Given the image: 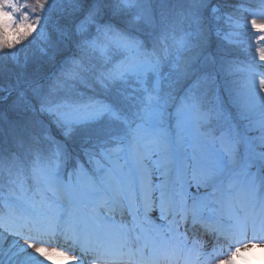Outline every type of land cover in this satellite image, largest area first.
I'll return each instance as SVG.
<instances>
[{
    "label": "trees",
    "instance_id": "1",
    "mask_svg": "<svg viewBox=\"0 0 264 264\" xmlns=\"http://www.w3.org/2000/svg\"><path fill=\"white\" fill-rule=\"evenodd\" d=\"M191 6L190 3L180 0H157L155 4V22L149 21L144 17L139 16L138 12L135 14H127L124 10L120 12L112 9V3L107 0H102V10L98 12L100 26L103 25H114L120 28L123 32L130 34L135 37H141L147 45H152L157 37L170 36L178 24L181 22V16L187 8ZM134 18V20H133ZM188 19H184L187 22ZM92 30L95 34L102 35L101 28L93 26ZM55 38V34L53 35ZM101 43L105 42L103 37H98ZM106 43V42H105ZM112 49V45L110 46ZM228 53V49H225ZM115 51V50H114ZM214 51L216 54H225L220 52V47H215ZM94 49L92 45H87L84 49H81L78 53L80 64H84L87 68L80 69L79 76L84 79L86 83L78 82L77 87L81 93L89 96H94V99L98 98L101 101L108 103L117 108L125 116L131 114L130 108L123 104L117 97L112 94V85L106 88L102 86V74L105 75L106 79H109L112 71V56L110 59H105L102 53H98L94 57ZM115 53L119 55L116 51ZM235 51L232 50V55ZM198 61L192 62L190 59L186 62H182L174 71H164L163 75L168 79V83L171 88H176V91H182L189 85V82H193L203 76L202 81L206 82L211 80L213 86L217 90H225L226 86L222 83L223 77L220 75V66L217 61H213L211 57L205 54H201L200 57H196ZM210 59V60H208ZM199 61L202 63H211V66L207 68L199 65ZM212 61V62H211ZM11 55L3 54L0 55V94L6 90L14 88L20 84L28 83L26 75H29L36 71L35 66L39 64L43 73L50 68L51 61L45 60L41 55L34 53L31 48L26 54H23L18 64L13 63ZM91 63L93 67L88 66ZM214 67V68H213ZM37 72V71H36ZM113 74V72H112ZM99 76H101L99 78ZM40 77L34 75L32 79ZM117 88L126 97L139 96L140 92L137 90L134 84H129V79H120L118 76L113 75ZM230 92L227 93L229 97V104H231L232 111L235 115L240 116L245 113L244 106L250 104L251 111L248 113L249 116H253V107L258 104L264 93H261V89L256 87L254 94L249 98L243 96L244 93L236 91L228 87ZM34 104L38 107L39 100L33 98ZM137 121V116L131 115L123 118V123L126 127ZM120 123L112 122L111 117H106L100 121H93L90 123L88 128H85L79 136L73 134L69 140V145L73 142L78 144L80 150L93 154L98 152L100 149H104L109 153H113L115 146L119 141L120 134L124 131ZM4 131V130H3ZM69 149V148H68Z\"/></svg>",
    "mask_w": 264,
    "mask_h": 264
},
{
    "label": "rangeland",
    "instance_id": "2",
    "mask_svg": "<svg viewBox=\"0 0 264 264\" xmlns=\"http://www.w3.org/2000/svg\"><path fill=\"white\" fill-rule=\"evenodd\" d=\"M20 1V2H19ZM58 1V0H57ZM4 3V2H2ZM261 4V5H260ZM259 7L254 10L251 11L252 15L254 14L253 20H251L250 26L253 27L252 22L256 21L257 23H264V2L259 3ZM24 7V2L22 0H9V3L7 4H3L2 5V24H3V39L2 41L5 42L6 45V50H8L10 52V54L14 57L15 61L18 60V58L20 57V53H22V49H23V45L20 44L19 41V37L21 35V33H24L25 31H30L32 35L36 36L35 40H40L45 42V40L47 39V37L49 38L50 36V21L49 20H42V21H36L37 23H32L31 25H29V20H23L20 15H19V11L21 8ZM83 8L81 7H76L72 10V14H81ZM216 11V10H215ZM233 25L235 28H241L244 24L239 22V21H234ZM29 26V27H28ZM111 29V28H110ZM109 31V29H108ZM73 32L75 33V37H79L81 31L73 28ZM112 32L110 31L109 34H111ZM237 35L238 33L235 30H232L230 32H228L227 34H224V38L226 40H228L229 42H234L237 43ZM12 37H14V39H12ZM110 40L113 38L110 36L108 37ZM49 44H47L48 46ZM42 47V46H40ZM102 53V56L107 59L108 58V51H106V48L104 47H98L94 50V57L97 56L99 50ZM115 61V59H114ZM75 62V61H74ZM77 64V61H76ZM75 66V65H74ZM134 66L132 62H128V63H124L123 62H119L117 63V70L120 71V73H137V74H145L147 71L144 69H132L131 67ZM36 73L33 72V74L26 76V78L31 79L33 77V75H35ZM45 99H49V96H46ZM147 101L150 104H154V100L151 97V94L148 96ZM20 105H23V107L26 110L27 107V103H24L19 100ZM55 104V103H54ZM53 104V105H54ZM57 104H61L60 102ZM180 104V103H179ZM183 104V103H181ZM43 110V109H42ZM67 111H71V109H60L59 112H57L55 114H52L55 118V123L57 122L58 126L61 127L62 129L64 128L65 132L68 133L70 132V129L72 127V124L80 121L82 119L88 118L87 116L83 117V114H81L80 112H73L71 114H66ZM152 116V114L150 115ZM5 117L4 113H2V116L0 118ZM67 117V120H65ZM187 139V133L186 131H181L178 135V140L180 142H186ZM150 144L151 146V150L150 153L146 156V158L144 159V163H145V170L146 172L149 173V168H148V161L150 160V158L153 155V145L156 146V140H151ZM159 147H156L154 150V157H157L156 155V150H158ZM165 157L167 158V162H165L164 164L167 165H171L172 163V158L170 155H168L167 152L164 153ZM150 165V164H149ZM1 170L8 174V175H13L14 180L17 183H20V185L23 183L24 179H26L27 181L29 180L28 177L26 175H21L20 173V166L18 165V163L15 164H8V161H4V163L0 166ZM21 170H25L22 168L21 166ZM38 172H39V176L40 177H44V174H46L45 170L40 167L38 168ZM147 173V174H148ZM3 221H7V218H0V223L4 224V226L0 225V234H2L1 232H3L2 230H5L4 227H7V223L3 222ZM9 227V224H8ZM7 234H10L8 231H6ZM13 235V234H11ZM16 236V235H15ZM11 238L16 239V237L11 236ZM26 242V241H25ZM28 244V243H27ZM5 250V251H3ZM0 250V262L3 264H47L46 261H44L41 257L40 259L34 255V253L32 251H30L29 248H25V250H19L17 252H15L12 249H3Z\"/></svg>",
    "mask_w": 264,
    "mask_h": 264
},
{
    "label": "snow or ice",
    "instance_id": "3",
    "mask_svg": "<svg viewBox=\"0 0 264 264\" xmlns=\"http://www.w3.org/2000/svg\"><path fill=\"white\" fill-rule=\"evenodd\" d=\"M254 29L264 33V23L253 21ZM14 39V37H12ZM264 39V35L261 36ZM264 59V54L261 56ZM135 219V212L132 213ZM163 219V217H161ZM229 223L218 236V243L205 253L206 264H264V199L249 195L239 212L227 217ZM150 225L153 221H147ZM28 247L47 264H79V257L59 246L40 245L29 242Z\"/></svg>",
    "mask_w": 264,
    "mask_h": 264
},
{
    "label": "bare ground",
    "instance_id": "4",
    "mask_svg": "<svg viewBox=\"0 0 264 264\" xmlns=\"http://www.w3.org/2000/svg\"><path fill=\"white\" fill-rule=\"evenodd\" d=\"M153 170V168H152ZM145 188V194H144V198L145 199H150L151 201H153L154 203L155 202V198H154V192H155V188H154V185L153 183L150 181V178L147 180V183L146 185L144 186ZM243 204H245L243 202ZM139 205L136 203L135 204V207H138ZM197 206L200 207L201 206V203L198 202L197 203ZM194 208V207H193ZM239 210V207L236 206L233 210V212H237ZM190 211L189 210H184L183 212L188 213ZM232 213V212H231ZM184 221H186L188 224H190L191 222V218H190V215L186 216L183 218ZM206 230V228H204ZM214 235L213 233H210V234H207V237L208 236H212ZM26 247H28V245L24 242H22L21 240L19 239H14V238H11V237H6V235L4 234H0V250H3V249H12L14 250L15 252L19 251V250H24ZM29 248V247H28ZM30 249V248H29ZM31 250V249H30ZM5 251V250H3ZM32 251V250H31ZM261 255H264V254H261ZM147 262V261H146ZM255 264H260V260L258 259Z\"/></svg>",
    "mask_w": 264,
    "mask_h": 264
}]
</instances>
